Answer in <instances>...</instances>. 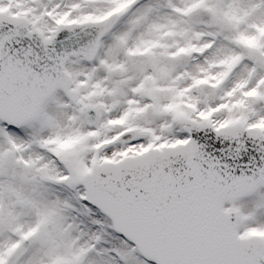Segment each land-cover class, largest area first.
Here are the masks:
<instances>
[{
    "label": "snow or ice",
    "instance_id": "1",
    "mask_svg": "<svg viewBox=\"0 0 264 264\" xmlns=\"http://www.w3.org/2000/svg\"><path fill=\"white\" fill-rule=\"evenodd\" d=\"M0 264H264V0H0Z\"/></svg>",
    "mask_w": 264,
    "mask_h": 264
}]
</instances>
